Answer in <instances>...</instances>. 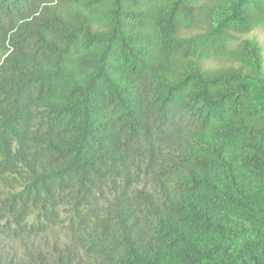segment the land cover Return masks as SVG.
I'll return each instance as SVG.
<instances>
[{"label": "trees", "instance_id": "trees-1", "mask_svg": "<svg viewBox=\"0 0 264 264\" xmlns=\"http://www.w3.org/2000/svg\"><path fill=\"white\" fill-rule=\"evenodd\" d=\"M258 29L264 0H0V264H264Z\"/></svg>", "mask_w": 264, "mask_h": 264}, {"label": "rangeland", "instance_id": "rangeland-1", "mask_svg": "<svg viewBox=\"0 0 264 264\" xmlns=\"http://www.w3.org/2000/svg\"><path fill=\"white\" fill-rule=\"evenodd\" d=\"M240 38L250 39L256 42L262 48L263 54H264V30L263 29L255 30L248 35L241 36ZM222 63H223L222 61H209V62H206L204 65L205 67L214 68V67L221 65Z\"/></svg>", "mask_w": 264, "mask_h": 264}]
</instances>
